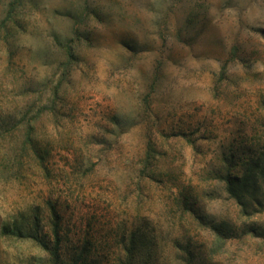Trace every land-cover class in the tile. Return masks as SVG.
Returning <instances> with one entry per match:
<instances>
[{
  "label": "rangeland",
  "instance_id": "1",
  "mask_svg": "<svg viewBox=\"0 0 264 264\" xmlns=\"http://www.w3.org/2000/svg\"><path fill=\"white\" fill-rule=\"evenodd\" d=\"M260 151L264 0H0V264H264Z\"/></svg>",
  "mask_w": 264,
  "mask_h": 264
},
{
  "label": "trees",
  "instance_id": "2",
  "mask_svg": "<svg viewBox=\"0 0 264 264\" xmlns=\"http://www.w3.org/2000/svg\"><path fill=\"white\" fill-rule=\"evenodd\" d=\"M187 20H191L189 13ZM66 55L68 58L73 55L72 49L68 45L66 46ZM245 164L240 173L225 172L219 176V180L223 182L227 196L233 200L240 214L251 217L256 211L264 212V152L260 151L258 155L250 158ZM50 213L54 218L52 226L56 237L55 245H57V241H59L57 233L59 216L53 205L50 206ZM207 227L213 235L215 245L226 243L234 231V226L225 220L211 221L207 223ZM255 230L252 226L244 229L245 232L250 231L252 235H255ZM262 239L264 241V235Z\"/></svg>",
  "mask_w": 264,
  "mask_h": 264
}]
</instances>
